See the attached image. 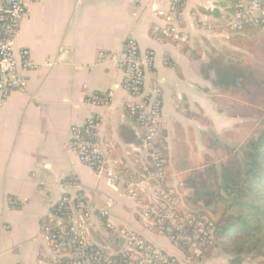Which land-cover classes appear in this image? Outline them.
<instances>
[{"label":"crops","instance_id":"crops-1","mask_svg":"<svg viewBox=\"0 0 264 264\" xmlns=\"http://www.w3.org/2000/svg\"><path fill=\"white\" fill-rule=\"evenodd\" d=\"M211 1L186 0L176 37L168 42L173 35L167 32L170 0H25L15 52L27 49L38 68L27 74L26 87L12 92L0 107V264L53 262L43 227L62 196L73 199L76 193L94 214L86 241L107 256L128 250L122 235L128 232L178 264H229L228 259L213 262L211 256L184 253L166 234L154 233L137 219L136 201L126 195L121 182L97 176L68 149L72 126L94 115L101 143L115 146L118 158L133 169L125 157L137 135L126 111L133 100L122 88L119 68L128 37L142 52L153 54L147 86L156 84L160 90L162 143L168 154L176 127L186 138L191 133L193 146L205 151L202 133H224L233 128L234 120H246L230 117L227 105L213 102L212 74L206 79L201 72L213 51H239L229 44L228 29L206 13L213 10L207 3ZM251 2L241 0V5ZM3 3L0 0V6ZM259 17L255 11L254 18ZM100 54L109 58L100 60ZM109 91L113 98L108 105L85 102L88 96ZM196 152L201 154L200 149ZM71 180L78 189L67 191L62 184ZM168 184L177 187L180 180L172 175ZM105 208L113 232L103 229L97 218Z\"/></svg>","mask_w":264,"mask_h":264},{"label":"trees","instance_id":"trees-1","mask_svg":"<svg viewBox=\"0 0 264 264\" xmlns=\"http://www.w3.org/2000/svg\"><path fill=\"white\" fill-rule=\"evenodd\" d=\"M240 4L241 0H213V10L206 13L212 16L216 25L222 26V19L231 18L241 9ZM227 29L229 44L239 51H213L201 72L206 79L212 74L213 102L227 105L229 116L246 119L245 123L226 132L225 139L229 143L207 132L201 134V143L213 151L216 161L191 150L194 137L189 133L186 138L179 127L175 128L170 154L163 147L162 131L144 160L152 172L162 177L176 175L179 178V186L171 187L164 181L160 188L182 196V201L174 206L179 215H192L196 222H202L211 231L213 245L200 248L199 256L209 258L211 250L217 248L229 258V264H241L244 259L255 263L264 257V16L257 24L243 20L237 29ZM173 37L176 36L173 34L166 41H174ZM127 116L136 133L138 121L135 117L130 118L128 112ZM200 121L207 124L205 120ZM137 136L129 149L130 158L142 154L139 147L143 136ZM133 149L140 151L132 153ZM107 152L115 158L113 149ZM118 160L117 169L126 180L131 170L125 167L124 160ZM196 180H199L198 185L194 184ZM187 190L193 191L189 197H186ZM52 213L60 219H48L45 226H49L50 234H62L66 227L74 224L75 201L69 202L66 209L54 208ZM151 230L160 233L157 226ZM186 230L191 232L189 228ZM175 235L177 232L172 236ZM177 246L188 253L181 244ZM89 251L90 254L101 253L94 246H90ZM132 254L125 250L114 256H104L109 264H133ZM66 262L58 260L50 264Z\"/></svg>","mask_w":264,"mask_h":264},{"label":"built area","instance_id":"built-area-1","mask_svg":"<svg viewBox=\"0 0 264 264\" xmlns=\"http://www.w3.org/2000/svg\"><path fill=\"white\" fill-rule=\"evenodd\" d=\"M185 4L186 0H170L169 14L172 21L168 33L176 32V24L182 17ZM240 6L241 9L231 18L222 19L221 23L226 28L235 30L243 20L257 24L259 18L264 16V0H252L249 6L243 7L241 4ZM25 11V0H4L0 6V107L9 100L12 92L26 87L27 74L38 68L32 62L27 49L15 52L19 25ZM255 11L260 13L259 18H254ZM99 58L106 60L109 55L100 54ZM152 63V52H142L138 43L131 37L124 41L119 59V68L123 74L122 88L133 100L126 105V110L130 118L135 117L139 123L136 134L143 136L139 147L142 154L130 158L129 149L127 151L130 154H126L125 151V157L133 165V169L129 168L131 174L127 179L125 180L117 169L118 149L113 145L102 144L99 140L98 120L94 115H90L83 124L72 126L68 149L76 154L82 165L97 176L105 175L114 183L121 182L126 195L136 201L137 219L147 228L159 227L160 233L171 236L173 242L181 244L196 255L200 254V248L213 245L211 231L202 222H196L192 215L182 216L174 210L175 204L182 201V196L175 191L160 188L162 182L168 183L169 177L152 172L144 160L152 145L162 135L160 90L156 84L147 86V74ZM112 98L113 91H109L88 96L85 102L91 106H105ZM109 149L115 151V158L110 157L107 152ZM139 149L137 151H140ZM137 165H140V168H137ZM62 187L68 191L78 189V184L71 180L64 182ZM72 201H75V210L79 215L78 219L75 217L72 226L66 227L62 234L57 235L50 234L49 226L43 227V240L52 251L53 262L65 260L66 264H109L102 252L103 255L100 252L89 253L90 245L86 241V230L94 222V214L83 196L76 193L72 199L71 196L64 195L56 203L55 208L66 209L68 203ZM97 218L101 220L103 229L114 231L113 224L108 220L107 208L100 210ZM59 219L55 214L51 215V220ZM187 228L191 232L187 231ZM176 232L177 235L173 237V233ZM122 235L126 248L133 252L131 256L133 264H178L175 259L147 243L140 236L128 232H122Z\"/></svg>","mask_w":264,"mask_h":264},{"label":"rangeland","instance_id":"rangeland-1","mask_svg":"<svg viewBox=\"0 0 264 264\" xmlns=\"http://www.w3.org/2000/svg\"><path fill=\"white\" fill-rule=\"evenodd\" d=\"M236 121L237 120H234V123H233V128L232 129H229V130H227V131H225L224 133H216V134H209V135H211V136H213V137H217L219 140H223V141H225V142H227V143H229V141H227L226 139H225V134H226V132H230V131H233L234 129H236L237 127H239V125H241V124H243V123H245V121L244 120H242V123H238V124H235L236 123ZM238 122H239V120H238ZM209 131L210 132H212V129L209 127ZM203 145V144H202ZM204 146V145H203ZM205 147V146H204ZM193 148V150H195V151H197V150H199L200 149V151H201V154H199V155H208L209 157H211L214 161H216V157H215V155H214V153H213V151L212 150H210V149H208V148H206L205 147V151H202L201 150V146L200 147H198V145L196 146H193L192 147ZM197 183V185L199 184V180H196L195 182H194V184H196ZM187 187L189 186L188 184L186 185ZM193 194V191L192 190H187L186 191V197H189L190 195H192ZM184 198V197H183ZM187 252H188V254H190V255H194V253L193 252H191V251H189V250H187ZM211 259L213 260V262H219V261H222V262H227L226 260L228 259L229 260V258L227 257V256H225L219 249H217V248H214V249H212L211 250ZM229 262V261H228ZM259 262H263V263H259ZM259 262H255V263H249V261L248 260H246V259H244V260H242V262H241V264H264V257L259 261Z\"/></svg>","mask_w":264,"mask_h":264},{"label":"water","instance_id":"water-1","mask_svg":"<svg viewBox=\"0 0 264 264\" xmlns=\"http://www.w3.org/2000/svg\"><path fill=\"white\" fill-rule=\"evenodd\" d=\"M208 3V5H211V7H213V1H211V2H207ZM210 3V4H209Z\"/></svg>","mask_w":264,"mask_h":264}]
</instances>
